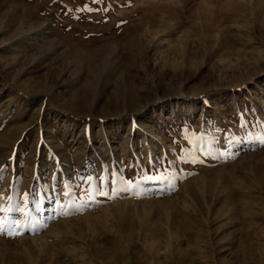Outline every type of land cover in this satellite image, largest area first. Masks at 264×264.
Here are the masks:
<instances>
[{
	"label": "rangeland",
	"instance_id": "1",
	"mask_svg": "<svg viewBox=\"0 0 264 264\" xmlns=\"http://www.w3.org/2000/svg\"><path fill=\"white\" fill-rule=\"evenodd\" d=\"M0 228V264H264V0H0Z\"/></svg>",
	"mask_w": 264,
	"mask_h": 264
},
{
	"label": "snow or ice",
	"instance_id": "2",
	"mask_svg": "<svg viewBox=\"0 0 264 264\" xmlns=\"http://www.w3.org/2000/svg\"><path fill=\"white\" fill-rule=\"evenodd\" d=\"M19 211H24L23 209H19ZM0 232H2V228H0Z\"/></svg>",
	"mask_w": 264,
	"mask_h": 264
}]
</instances>
